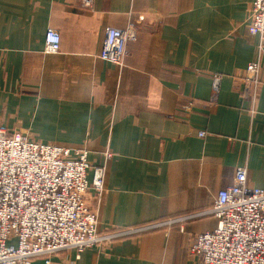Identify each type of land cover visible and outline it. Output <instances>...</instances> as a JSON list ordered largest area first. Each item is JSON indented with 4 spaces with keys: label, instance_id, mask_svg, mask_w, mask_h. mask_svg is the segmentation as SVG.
<instances>
[{
    "label": "crops",
    "instance_id": "0c3cea01",
    "mask_svg": "<svg viewBox=\"0 0 264 264\" xmlns=\"http://www.w3.org/2000/svg\"><path fill=\"white\" fill-rule=\"evenodd\" d=\"M253 1L0 0V127L106 165L102 199L86 194L103 233L207 212L239 167L264 189V58L256 95L240 93L259 57ZM130 25L124 66L102 60L106 30ZM217 225L204 214L32 264H197L194 237Z\"/></svg>",
    "mask_w": 264,
    "mask_h": 264
},
{
    "label": "built area",
    "instance_id": "2783aa9c",
    "mask_svg": "<svg viewBox=\"0 0 264 264\" xmlns=\"http://www.w3.org/2000/svg\"><path fill=\"white\" fill-rule=\"evenodd\" d=\"M91 7L94 0H82ZM250 28L259 35L256 61L242 76V96H255L260 86L264 58V0H254ZM137 38L136 28H108L100 58L120 68L125 64L127 44ZM61 36L46 33V52H59ZM221 76H213L217 95ZM205 132H199L205 137ZM105 160L112 158L109 150ZM92 170V181L88 176ZM106 165L92 167L88 150L41 143L0 127V264H32L58 253L108 248L113 242L183 222L204 214L217 219V227L194 237L189 252L197 264H264V189L247 184V168L236 170L233 184L219 192L207 212L142 227L99 231V220L86 194L95 191L98 201L105 193ZM16 240V244L9 243Z\"/></svg>",
    "mask_w": 264,
    "mask_h": 264
}]
</instances>
